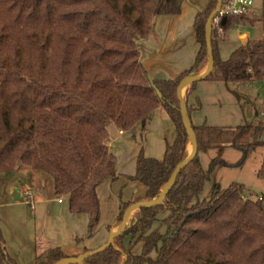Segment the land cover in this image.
Wrapping results in <instances>:
<instances>
[{"label": "trees", "instance_id": "trees-1", "mask_svg": "<svg viewBox=\"0 0 264 264\" xmlns=\"http://www.w3.org/2000/svg\"><path fill=\"white\" fill-rule=\"evenodd\" d=\"M183 1L0 0V173L20 165L49 174L54 197H66L69 213L87 217L85 234L76 242L95 235L99 184L118 178L117 157L107 145L111 125L123 132L140 124L143 130L161 109L175 129L160 159L145 156L140 146L135 173L127 179L142 184L144 193L133 201L118 200L116 225L130 206L157 199L187 157L177 87L207 63L205 23L218 0H209L194 16L198 51L178 77L152 79L137 48L138 40L151 35L155 17L180 15ZM247 22V16L216 15L209 35L213 66L201 80L264 82V38L247 40L226 60L218 55L225 33ZM261 105L249 126L190 123L197 153L176 174L164 200L141 206L111 246L80 264H264V195L243 197L244 186L235 183L225 189L215 185L209 199L198 198L215 167H240L264 147ZM225 148L241 153L235 164L215 158L208 170L202 167L200 153ZM257 176L264 181V156ZM3 245L0 232V264H13ZM136 245L142 247L139 255L132 252ZM65 258L61 250L48 249L37 253L33 264Z\"/></svg>", "mask_w": 264, "mask_h": 264}, {"label": "crops", "instance_id": "crops-1", "mask_svg": "<svg viewBox=\"0 0 264 264\" xmlns=\"http://www.w3.org/2000/svg\"><path fill=\"white\" fill-rule=\"evenodd\" d=\"M208 2L209 0H184L180 15L155 17L151 35L147 39L137 41L140 58L152 79H174L193 64L198 43L192 22L197 13L205 10ZM237 38L242 40L244 45L248 40L245 34H239ZM206 71L205 67L201 68L197 76ZM204 82L210 81L197 82L193 90L190 89L189 83H185L181 95L184 103L190 108V112H186L187 119L196 126L205 123L198 119L203 107L201 103L205 98L201 94V84ZM254 82L258 81L235 84L246 88ZM222 83L224 82L216 81L210 86L206 85L217 91L209 98L215 107L223 102L219 101L223 94L222 88L229 89L227 84L230 83ZM229 94L235 95L232 92ZM226 98L227 95L224 99ZM250 98L249 96L243 105L251 106L253 102ZM253 100V106H256V99ZM197 102L200 104L199 108ZM259 109L260 107L255 108ZM108 138L109 151L117 157L115 169L118 178L106 179L99 184L97 197L100 201V221L95 235L87 240L76 242L85 234L87 217L84 214L69 213L66 197L60 198L61 203L58 202L54 197L53 188L47 187L44 178L36 171L17 165L10 173H0V232L4 238L2 251L6 260L10 259L13 264H33L37 253L54 248L61 250L67 259H79L85 252L102 249L111 234L120 233V224L114 223L118 200L133 201L144 193L142 184L127 179V176H133L135 173L140 146L143 147L145 156L160 159L166 145L173 142L175 129L164 112L156 109L146 120L143 130L140 124L130 131L123 132L113 125L109 128ZM27 188H31L33 193V207L23 202L22 192ZM151 202L142 201L139 204ZM136 209L137 207H132L127 211L125 223Z\"/></svg>", "mask_w": 264, "mask_h": 264}, {"label": "rangeland", "instance_id": "rangeland-1", "mask_svg": "<svg viewBox=\"0 0 264 264\" xmlns=\"http://www.w3.org/2000/svg\"><path fill=\"white\" fill-rule=\"evenodd\" d=\"M251 7V12L246 15L251 20V22H247L246 25L231 28V30L226 32L218 42L217 50L221 59H228L233 50L244 45L242 40L237 38L239 34L247 35L248 40L258 41L264 38V0H253ZM219 15L224 16L226 14L223 12ZM215 21L216 18L211 23L212 25L209 28V35L211 34L212 29L215 28ZM241 39H244V37H241ZM207 65L208 59L207 63L203 67L206 68ZM211 83L212 82H204L201 84L203 85V88H201V94L205 98L201 103L203 107L200 116L198 117L200 121L205 122L204 124L206 125L215 127L249 126L256 122L257 118L255 114V108H262L263 106L261 104L264 103L263 82H254L253 84L248 85L246 88L244 86H236L235 83L227 84L229 89L226 90L224 87L222 88L223 94L221 96V100H219L223 102L217 104L216 107L209 98L212 97L214 93H217V91H214L212 88L206 86L212 85ZM222 84L224 85V83ZM229 90L230 92L235 93V95H232L233 97L231 94H229L230 92L228 93ZM225 95H227L228 98L224 99ZM248 95L251 97L250 101L253 102L251 106L243 105L246 104V101L249 98ZM253 98L256 99V106H253ZM190 145L192 146V143L188 139L185 150L187 155L189 154L188 147ZM240 156L241 153L238 150H233L231 148H225L223 150L212 149L199 154L201 165L205 170H208L209 162L215 158H221L228 164H235V162L240 159ZM263 156L264 147H257L256 150L250 154V156L240 167H224L221 165L215 167L210 172L209 177L206 180L204 189L198 197L199 200L203 201L204 199H209L212 195L215 185H218L221 187V189H225L229 185L235 183H239L244 186L242 192L243 197L256 198L258 196L264 195V181L257 176V172L261 168ZM37 174L44 178L43 181L46 183L47 187L53 188L52 177L49 174L40 171H38ZM137 210L138 209H136L130 215L128 220L133 217ZM114 248L118 249L115 245ZM141 248L142 247L140 245L134 246L132 251L133 254L139 255L141 253ZM3 264H6V262L4 261Z\"/></svg>", "mask_w": 264, "mask_h": 264}, {"label": "water", "instance_id": "water-1", "mask_svg": "<svg viewBox=\"0 0 264 264\" xmlns=\"http://www.w3.org/2000/svg\"><path fill=\"white\" fill-rule=\"evenodd\" d=\"M221 3H222V0H218L217 2V5H216V9L214 10V12L209 16V18L207 19L206 21V26H205V29H206V40H207V56H208V68H207V71L206 73H204L203 75H200V76H189V77H186L184 80H182L180 82V84L178 85V89H177V98H178V101H179V104H180V109H181V115H182V120H183V123H184V127H185V130H186V133L189 137V140H192V154L191 155H187L186 159L184 161H182L181 163H179L175 170L172 172V175L171 177L169 178V180L167 181V184L161 189V193L160 195L157 197V199H154L150 204H134L132 206H130L129 208L126 209L125 213L123 214V219H122V222L120 223V233L121 231L124 229L126 223H125V218H126V213L127 211L132 208V207H137V209H139L141 206H151V205H157L158 203H161L163 200H164V196H165V193L168 191V189L172 186V182L176 176V174L185 168V166L187 165V163L195 156V154L197 153L196 151V140H195V135H193L192 131H191V128H190V123H189V120L187 119V116H186V109H187V104L184 103L182 97H181V87L185 84V83H189V84H192V83H197L199 81H201V79L203 77H205L208 73H210L211 69H212V66H213V56H212V49H211V46L209 44L210 40H209V33H208V30L210 28V26L212 25L211 23L215 20L216 18V15L220 13V10H221ZM119 233V234H120ZM117 234V235H119ZM117 235H110V237L108 238L107 242L104 244V246L102 247V249L100 250H95V251H89V252H86L84 253L83 255H81V257L79 259H67L65 258L64 260L56 263V264H68V263H78L80 264V262L87 258V257H90V256H93L95 255L96 253L100 252L101 250L103 249H106L107 247L111 246V244L113 243L115 237Z\"/></svg>", "mask_w": 264, "mask_h": 264}, {"label": "built area", "instance_id": "built-area-1", "mask_svg": "<svg viewBox=\"0 0 264 264\" xmlns=\"http://www.w3.org/2000/svg\"><path fill=\"white\" fill-rule=\"evenodd\" d=\"M252 1L253 0H222L219 14L224 12L226 15L246 16L251 12ZM22 198L24 203L28 204L30 207L34 206L31 188L23 190ZM57 201L61 203V199Z\"/></svg>", "mask_w": 264, "mask_h": 264}, {"label": "bare ground", "instance_id": "bare-ground-1", "mask_svg": "<svg viewBox=\"0 0 264 264\" xmlns=\"http://www.w3.org/2000/svg\"><path fill=\"white\" fill-rule=\"evenodd\" d=\"M207 68H208V65H207V67H206L205 69H207ZM184 85H185V84H184ZM184 85L181 87V95H182V93L184 92V89H185V88H184V87H185ZM190 142L192 143V140H190ZM192 147H193V146H191V145L188 147V149H189V154H188V155H191V154H192V152H193V151H192ZM131 211H132V210H131ZM131 211H129V214H130Z\"/></svg>", "mask_w": 264, "mask_h": 264}]
</instances>
